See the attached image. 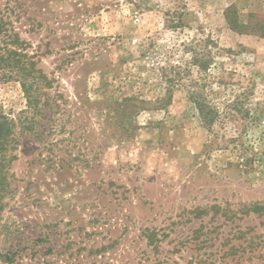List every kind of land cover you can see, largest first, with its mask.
Instances as JSON below:
<instances>
[{
  "label": "rangeland",
  "instance_id": "obj_1",
  "mask_svg": "<svg viewBox=\"0 0 264 264\" xmlns=\"http://www.w3.org/2000/svg\"><path fill=\"white\" fill-rule=\"evenodd\" d=\"M231 6L246 32L227 25ZM0 23L51 82L29 110L19 76L0 69L15 137L0 264H264V211H253L264 206V116L243 135L244 156L224 139L232 124L210 132L187 87L168 103L162 77L209 38L223 51L215 73L256 84L262 110L264 38L253 32L264 0H0Z\"/></svg>",
  "mask_w": 264,
  "mask_h": 264
},
{
  "label": "trees",
  "instance_id": "obj_2",
  "mask_svg": "<svg viewBox=\"0 0 264 264\" xmlns=\"http://www.w3.org/2000/svg\"><path fill=\"white\" fill-rule=\"evenodd\" d=\"M225 20L232 31L237 33L246 32L249 27L244 26L239 22V10L235 6L226 9ZM181 19L177 24L170 27L173 30L183 28ZM262 31H255L253 33L264 38V24L257 23ZM3 36V41L0 42V47H13L7 49L5 54H0V69H9L10 72H15L20 79V85L27 101L29 110H39V97L45 93V90L51 89V82L48 77L36 68V64L27 65L21 61V55L16 47H24L25 43L21 41L20 37L14 33L9 32L5 25L0 23V37ZM194 49L191 52L192 58L189 65L184 69L181 66L172 68L174 75L165 74L164 78L166 84L169 86L166 89V97L168 103L172 101V95L176 88H188V96L190 101L195 105L199 117L203 125L212 132L219 124L226 126L232 124L236 129L234 134L229 137L224 136L227 144L233 145L235 149L242 150L243 155H248L249 150L243 142V138L249 136L254 129V126L262 125L264 116V108L262 110L253 109V95L256 84L249 85V87H236L234 83L227 81L223 75L216 72L217 57L223 52L217 44L207 38L204 41L196 39L193 40L192 46ZM215 73V74H214ZM191 78V79H188ZM185 80H191L190 85H185ZM163 101V100H162ZM241 124V125H239ZM242 126L243 130L239 133V128ZM250 126V127H248ZM243 135H246L245 137ZM259 141H264V127L260 133ZM15 144L14 124L13 121L6 117L0 116V155L2 156L0 162V187L4 190L5 186V169L15 157L7 161L6 154L13 149ZM250 154L253 157V150ZM254 212L260 213L264 211V206H256ZM3 258L7 259L8 256Z\"/></svg>",
  "mask_w": 264,
  "mask_h": 264
}]
</instances>
